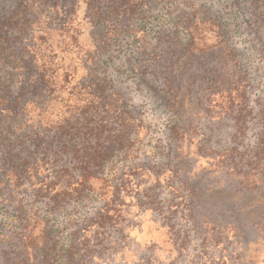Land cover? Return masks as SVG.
Instances as JSON below:
<instances>
[{
    "label": "trees",
    "instance_id": "obj_1",
    "mask_svg": "<svg viewBox=\"0 0 264 264\" xmlns=\"http://www.w3.org/2000/svg\"><path fill=\"white\" fill-rule=\"evenodd\" d=\"M263 95L264 0H0V264H129L145 213L178 211L164 186L237 230L241 206L194 205L209 180L264 201ZM223 118L235 144L205 136Z\"/></svg>",
    "mask_w": 264,
    "mask_h": 264
},
{
    "label": "rangeland",
    "instance_id": "obj_2",
    "mask_svg": "<svg viewBox=\"0 0 264 264\" xmlns=\"http://www.w3.org/2000/svg\"><path fill=\"white\" fill-rule=\"evenodd\" d=\"M160 21L161 12L157 13L155 30L161 26ZM251 62L257 65L259 58H252ZM136 98L138 103L143 104L141 100L143 96L139 97L137 94ZM153 102L154 97L148 96L145 108H148V105ZM161 110L162 108H159L148 115V119L152 122L148 120L152 128L151 131L155 129L158 132H153V135L156 136L153 137V141L156 139L164 140L168 136L166 126L170 121L169 113L166 111L165 113L168 114H165ZM206 125L204 127L205 136L211 142L219 143L222 146H226L223 145L226 142L235 144L234 136L237 135L232 119L223 118L219 122H211ZM250 129L246 142L250 141L249 143L252 145L258 142L256 139L258 127L251 125ZM173 157L172 153L169 154L168 164L171 162L174 164ZM150 158L151 163L159 159L158 157L154 158V156H150ZM166 175L170 176V173L167 172ZM211 182L209 180L210 184ZM210 184L206 188L212 190L211 200L208 203L201 201L198 205H194V215L196 214L194 218L201 222L203 218L201 215L207 216L205 212L211 214L214 211H220L219 207H223V202L225 208L231 207L235 203L236 206L243 208V211L237 216L241 221L237 230L234 228L227 229L225 221H220L221 219L215 224H206V227L198 226L192 215L189 216L190 218L188 217L190 207L185 201L189 196L188 191L181 190L180 193L176 192L175 194L169 187L164 186L159 195L162 210L166 211L168 206L174 203L178 204V211L175 210V214L167 215L168 220L163 216L165 214L160 215L153 211H150L152 214L150 212L145 213L132 232L133 241L137 243L140 250L137 249L138 246L134 247V255L130 254L129 264H140L136 257L138 252L143 257H158L163 264H264V228H251L248 225H243V223L249 224L248 222H253L261 217V212H264L263 199L243 198L230 187H224L218 183ZM180 203L181 205H179ZM191 214L193 213L191 212ZM137 250L139 251L137 252ZM141 264H143L142 261Z\"/></svg>",
    "mask_w": 264,
    "mask_h": 264
}]
</instances>
